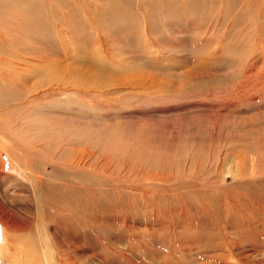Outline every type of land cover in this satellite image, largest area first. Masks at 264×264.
<instances>
[{"label":"rangeland","instance_id":"obj_1","mask_svg":"<svg viewBox=\"0 0 264 264\" xmlns=\"http://www.w3.org/2000/svg\"><path fill=\"white\" fill-rule=\"evenodd\" d=\"M32 1L40 12L35 25L25 23L13 42H9L10 31L6 32L4 39L10 46L6 50L5 45L2 52H21L37 65L41 57L50 58L46 81H42L46 86L35 87V92L50 93H37L34 99L43 111L50 112L51 131L46 127L42 133L34 119L26 130H13L23 122L19 108H12L15 102L32 107L30 95L17 90L18 96L0 100L1 116L5 117L0 126L7 133L13 130L27 151L49 164L46 171L52 174L51 181L69 185L74 176L73 183L83 187L78 212L86 220L79 231L76 264H264V0H48L44 11L37 0ZM2 7L0 23L2 30H8L12 18L5 15L15 14L18 2L4 0ZM88 55L89 60H80ZM71 58L78 60L77 66ZM39 70L36 66L34 73H41ZM36 78L30 84H37ZM23 86L18 84L17 89L23 91ZM55 112L69 116L55 122ZM72 115L80 117L78 124L70 120ZM208 118H221L224 128L219 134L207 132L203 121ZM25 119L27 124L31 122ZM89 121L95 125L92 133ZM141 125L150 126V131ZM53 130L59 133L60 142ZM90 138L97 164H102L106 154L110 164L107 173L98 171L93 179L95 194L88 198L85 185L91 183V175L72 174L75 169L69 165L68 155L77 147L86 148ZM44 142L48 149L42 148ZM52 149L59 159L50 153ZM34 165L38 167L36 161ZM139 168L155 179H137L135 170ZM4 170L10 171L9 165ZM51 184L46 187L49 193L44 191L46 198L42 192L34 195V207L44 199L58 205L60 195H69L68 190ZM90 205L94 226L88 223L85 211ZM36 227L32 234L49 254L45 248L53 250L51 242L39 221Z\"/></svg>","mask_w":264,"mask_h":264},{"label":"bare ground","instance_id":"obj_2","mask_svg":"<svg viewBox=\"0 0 264 264\" xmlns=\"http://www.w3.org/2000/svg\"><path fill=\"white\" fill-rule=\"evenodd\" d=\"M4 0H0V21H1V16L3 15V7H2V3ZM35 1V0H34ZM40 4L41 7H39L40 10L44 11L47 7H45L47 5L48 0H37ZM18 2V6L19 9H17L15 11V14L12 13L9 15H5L6 17H10L9 19L12 18L11 22H7L9 24V27H6L8 30H2V26L0 23V100H2L3 97L6 96H10V97H15L18 96L16 95V90L17 92L21 93V92H25L26 94L30 95V105L32 107L28 108V106L26 105H19L17 102H15V105L12 107L14 108V110H16L17 108H19L20 111V116L19 118L23 121L22 123H18L16 129L14 128L13 130H26L27 127L32 125V120L34 119L38 126L40 128V130L42 131V133H44V129H46V127H48V123L49 121H51L49 114L50 112L48 111H43V106L42 104H40L39 102H36L38 100L34 99V95L37 93H44L45 90H42L41 92L38 90V92H35V87L37 85V89L39 86H46L42 81L45 79L46 81V77H45V71H46V65H50L46 63V61H48V58L46 60V57H41L42 60H38L39 58L36 59V61L38 62L35 64H32V62L30 61V59H27L28 56L23 55L21 52H11V53H3V47L5 45L6 50L9 48L10 45H8V43L5 41L4 39V35L6 32L10 31L11 33V37L9 39V42H13L16 39L15 35H19V32L21 31L20 28L25 25V23L29 26L31 25H35V20L38 19V14L40 12L36 11V9L33 8V5H35L33 3L32 0H30L29 2L27 0H17ZM176 2V1H175ZM189 2V1H188ZM93 7V6H92ZM248 7V6H247ZM99 8V7H98ZM246 8V7H245ZM12 9V8H10ZM48 9V8H47ZM144 10V9H143ZM12 11V10H11ZM47 11V10H46ZM86 11V10H85ZM88 12V11H87ZM76 13V12H75ZM96 13V12H95ZM243 13V12H242ZM48 14V13H47ZM87 14V13H86ZM97 14V13H96ZM49 15V14H48ZM52 15V14H51ZM77 15V14H76ZM75 15V16H76ZM156 15V14H155ZM43 16V15H42ZM40 17V16H39ZM90 19L91 15L89 16ZM56 18V16H55ZM25 19H29V21L25 22ZM43 19V17H42ZM49 19V18H48ZM97 19V17H96ZM139 20V19H138ZM135 21V20H133ZM37 22V21H36ZM40 22V21H39ZM137 22V21H136ZM38 23V22H37ZM46 23V22H45ZM118 23V22H117ZM139 23V22H138ZM168 23V22H167ZM92 24V23H91ZM97 24V23H96ZM120 24V23H119ZM38 25V24H37ZM55 25V24H54ZM78 25V24H77ZM89 25V24H88ZM98 25V24H97ZM47 26H51L48 25ZM95 26V25H94ZM99 26V25H98ZM128 27V25H125V27ZM87 27V26H86ZM119 27V26H118ZM126 27V28H127ZM135 27V26H134ZM67 28V27H66ZM89 28V27H88ZM100 28V26H99ZM27 29V28H26ZM28 29L32 32L33 28L32 27H28ZM96 30L98 28H95ZM103 29V28H102ZM152 29V27H151ZM45 30V29H44ZM49 30V29H48ZM92 30V29H91ZM99 30V29H98ZM97 30V31H98ZM123 30H126L125 28ZM138 30V29H137ZM89 31V30H88ZM151 31V30H150ZM47 32V31H46ZM87 32V31H85ZM104 32V31H103ZM114 32V31H113ZM125 32V31H124ZM81 33V32H80ZM88 33V32H87ZM94 33V32H93ZM96 33V31H95ZM151 33V32H150ZM15 34V35H14ZM45 34V33H44ZM43 34V35H44ZM89 34V33H88ZM105 34V33H104ZM21 35V34H20ZM19 35V36H20ZM30 35V34H29ZM46 35V34H45ZM92 35V32H91ZM107 35V34H106ZM110 35V34H109ZM132 35V34H131ZM151 35V34H150ZM149 35V36H150ZM129 36V35H128ZM8 37V36H7ZM76 37V36H75ZM97 37V35H96ZM114 37V36H113ZM152 37V36H151ZM256 37V36H255ZM9 38V37H8ZM30 38V37H29ZM49 38V37H48ZM89 38V36H88ZM126 38V36H125ZM19 39V37H18ZM25 39V38H24ZM37 39V38H36ZM26 40V39H25ZM46 40V39H45ZM89 40H91L89 38ZM99 40V39H98ZM140 40V38H139ZM152 40V39H151ZM155 40V39H154ZM92 41V40H91ZM104 41V40H103ZM153 41V40H152ZM48 42V41H47ZM61 42V41H60ZM80 42V41H79ZM111 42V41H109ZM151 42V41H150ZM64 43V42H62ZM85 43V42H83ZM108 43V42H107ZM125 43V41H124ZM156 43V42H155ZM48 44V43H47ZM87 44V43H86ZM89 44V43H88ZM87 44V45H88ZM100 44V43H99ZM140 44V43H139ZM142 44V43H141ZM232 44V42H231ZM32 45V44H31ZM37 45V44H36ZM235 45V44H234ZM232 45V46H234ZM17 46V44H16ZM21 46V45H19ZM35 46V45H34ZM86 46V45H85ZM101 46V45H100ZM238 46V45H236ZM244 46V45H243ZM94 47V46H93ZM229 47V46H228ZM240 47V46H238ZM25 48V47H24ZM38 48V47H37ZM44 48V47H43ZM235 48V47H234ZM247 48V47H246ZM64 49H67L64 47ZM71 49V48H70ZM240 49V48H239ZM237 49V50H239ZM244 49V48H243ZM14 50V49H13ZM37 50V49H36ZM42 50V47H41ZM109 50H111L109 48ZM107 50V51H109ZM113 50V49H112ZM225 50V49H224ZM245 50V49H244ZM243 50V51H244ZM27 51V50H26ZM145 51V50H144ZM160 51V50H159ZM43 52H45V50H43ZM66 52V51H65ZM70 52V51H69ZM90 52V51H88ZM106 52V51H105ZM234 52V51H233ZM31 53V52H30ZM34 53V52H33ZM113 53V52H112ZM68 52H66L67 55ZM107 54V53H106ZM115 55H117V53H113ZM112 54V55H113ZM30 55V54H29ZM63 55V54H62ZM111 55V56H112ZM150 55H152L150 53ZM155 55V53H154ZM161 55V53H160ZM33 56V54H32ZM83 56V55H82ZM109 56V57H111ZM118 56V55H117ZM120 56V55H119ZM250 56V55H249ZM24 57V58H21ZM26 57V58H25ZM30 57V56H29ZM36 57V56H35ZM48 57V56H47ZM84 57V56H83ZM86 57V56H85ZM84 57V58H85ZM89 57V58H88ZM88 59H80V60H89L90 56L88 55ZM115 56H112V58H114ZM164 57V56H163ZM78 58V57H77ZM245 58V57H244ZM243 58V59H244ZM34 59V58H33ZM63 60V58H61ZM60 59V60H61ZM65 59V58H64ZM72 59V58H71ZM76 59V58H75ZM116 59V58H115ZM114 59V61H115ZM148 59V58H147ZM153 59V58H152ZM155 59V58H154ZM159 59V57H158ZM246 59V58H245ZM79 60V58H78ZM76 61V66H77V61ZM105 60V59H104ZM122 60V58H121ZM247 60V59H246ZM35 61V62H36ZM53 61V60H52ZM68 61V60H67ZM70 61V60H69ZM71 61H74V59H72ZM74 61V62H75ZM160 61V60H159ZM50 58H49V61ZM61 62H64L61 61ZM83 61H80V63ZM94 62V61H93ZM92 62V63H93ZM60 63V62H59ZM101 63V61H100ZM165 63V62H164ZM54 64V63H53ZM61 64V63H60ZM83 64V63H82ZM86 64V62H85ZM89 64V62L87 63ZM86 64V65H87ZM91 64V62H90ZM89 64V65H90ZM94 64V63H93ZM92 64V65H93ZM97 65V62L95 63ZM99 64V63H98ZM117 64V63H116ZM67 65V64H66ZM75 65V64H74ZM80 65V64H79ZM133 65V64H132ZM131 65V66H132ZM36 66L37 68H39L41 71V73H37L35 74L34 72L36 71ZM68 66L69 63H68ZM95 66V65H94ZM98 66V65H97ZM96 66V68H97ZM140 66V65H139ZM73 66H71L72 68ZM79 67V66H78ZM91 67V66H90ZM118 67V66H117ZM150 67V65H149ZM55 68H58V66ZM60 68V67H59ZM69 68V67H68ZM67 68V69H68ZM81 68V67H80ZM92 68V67H91ZM132 68V67H131ZM100 69V68H99ZM48 70V69H47ZM69 70V69H68ZM81 70V69H79ZM94 71V69H92ZM91 70V71H92ZM136 70V69H135ZM38 71V70H37ZM51 71V70H50ZM66 71V70H65ZM86 71V70H85ZM90 71V72H91ZM122 71V70H121ZM125 71H127L125 69ZM134 71V70H133ZM101 72V71H100ZM105 72V71H104ZM104 72H101L102 74ZM140 72V70H139ZM47 73V72H46ZM54 73V72H53ZM65 73V72H62ZM79 73V72H78ZM93 73V72H92ZM97 74L96 71H94V74ZM100 73V74H101ZM128 73V72H127ZM130 73V72H129ZM49 74V73H48ZM84 74V72H83ZM83 74H82V78H83ZM87 72H85V76L83 79H85V77ZM111 74V72H110ZM116 74V73H115ZM169 74V73H168ZM186 74V73H185ZM200 74V73H199ZM198 74V75H199ZM54 75V74H52ZM65 75V74H64ZM80 75V74H79ZM109 75V74H107ZM134 75V74H133ZM151 75V74H150ZM195 75V74H194ZM76 77L78 75H75ZM98 76V74H97ZM153 76V75H152ZM155 76V75H154ZM193 76V74H192ZM197 76V75H196ZM35 77L41 78L38 79V83L37 84H30L32 82V80L35 79ZM54 77V76H53ZM53 77H50L53 79ZM60 77V76H58ZM64 77V76H63ZM79 77V76H78ZM101 77V76H100ZM117 77V74H116ZM158 77V76H157ZM19 78V81H18ZM62 78V77H61ZM68 78V77H67ZM90 78V76H89ZM97 78V77H96ZM107 78V77H105ZM135 78V77H134ZM165 78V77H164ZM167 78V77H166ZM198 78V77H197ZM245 78V77H244ZM48 79V78H47ZM51 79V80H52ZM80 79V77H79ZM82 79V81H83ZM100 79V78H99ZM99 79L97 81H99ZM116 79V78H115ZM119 79V78H117ZM90 80V79H89ZM94 80V79H93ZM103 80V79H102ZM125 80V79H124ZM147 80V79H146ZM157 80V79H156ZM61 81V80H60ZM81 81V79H80ZM97 81L95 83H97ZM105 81V80H104ZM115 81V80H114ZM114 81L112 83H114ZM75 82V81H74ZM174 82V80H173ZM54 83V82H53ZM94 83V81H93ZM153 83V82H152ZM18 84H20L21 86H23V91L20 90L18 87ZM130 84V83H129ZM145 84V83H144ZM80 85V84H79ZM153 85V84H152ZM52 86V85H51ZM57 87V85H55ZM104 86V85H102ZM128 86V85H127ZM181 86V85H179ZM81 87V86H80ZM90 87V86H89ZM132 87V86H131ZM142 87V86H141ZM153 86H151L152 88ZM52 88V87H51ZM63 88V87H62ZM66 88V87H65ZM100 88V87H99ZM47 89V88H46ZM54 89V87H53ZM52 89V90H53ZM81 89V88H79ZM78 89V90H79ZM82 89H86V88H82ZM92 89V88H91ZM95 89V88H94ZM166 89V88H165ZM49 90V88H48ZM55 90V89H54ZM71 90V88H70ZM75 90V89H74ZM73 90V91H74ZM96 90V89H95ZM179 90H181L179 88ZM183 90V88H182ZM50 91V90H49ZM56 91V90H55ZM59 91V90H58ZM99 91V90H98ZM167 91V90H166ZM54 92V91H53ZM57 92V91H56ZM72 92V91H70ZM75 92V91H74ZM77 92V91H76ZM81 92V91H80ZM110 92V91H109ZM129 92V91H128ZM178 92V91H177ZM50 93V92H49ZM48 92H45L44 94H49ZM58 93V92H57ZM84 93V92H83ZM175 93V92H174ZM63 94V93H62ZM72 94V93H71ZM77 94V93H76ZM87 94V93H85ZM89 94V93H88ZM117 94V93H116ZM135 94V93H134ZM54 95V94H53ZM65 97V93L63 94ZM133 95V94H132ZM157 95V94H156ZM42 96V95H41ZM68 97L70 95H67ZM76 96V95H74ZM96 97V96H95ZM66 98V97H65ZM46 98H44L45 100ZM49 99V98H48ZM60 100V98H58ZM71 99V98H70ZM87 99V98H85ZM164 99V98H163ZM170 99V97H169ZM4 100V99H3ZM14 100V99H13ZM51 100V99H50ZM84 100V99H83ZM165 100V99H164ZM179 100V99H178ZM55 101V100H54ZM58 101V100H57ZM22 102V101H21ZM20 102V103H21ZM47 102V101H46ZM92 102V101H91ZM3 104V102H1ZM12 103V102H11ZM49 103V102H47ZM68 103V101H67ZM82 103V100H81ZM1 104V105H2ZM77 104V103H76ZM6 105V104H5ZM47 105V104H46ZM58 105V104H57ZM61 105V104H60ZM73 105V104H72ZM71 105V106H72ZM78 105V104H77ZM7 106V105H6ZM52 106V105H51ZM50 106V107H51ZM56 106V105H55ZM62 106V105H61ZM66 106V105H65ZM76 105H74L75 107ZM80 106V105H79ZM4 107V106H3ZM2 107V108H3ZM64 107V106H63ZM233 107V105H232ZM55 107H53L54 109ZM158 108V107H157ZM5 109V108H4ZM85 109V107H84ZM65 110V109H64ZM76 110V109H75ZM81 110V109H79ZM174 110V109H173ZM180 110V109H179ZM169 111V110H168ZM24 112V113H23ZM33 112L35 113V115L33 114ZM78 112V111H77ZM80 112V111H79ZM74 113V112H73ZM2 111H0V122H3L1 120H5V117L1 116ZM12 114V113H11ZM66 114V113H65ZM64 113L62 112H55L54 116L56 117V119H54L55 122H59L61 117H64V119L66 118ZM69 116V113H67ZM66 114V115H67ZM141 114V113H140ZM34 116H36V118H34ZM25 117L27 119H29L31 122H29L27 124V121L25 119ZM193 117V116H192ZM191 117V119H192ZM224 117V115H223ZM229 117V116H228ZM72 119H70L71 121H73L74 124H78L80 122V117L78 116H74L72 115L71 117ZM146 118V117H145ZM175 118V117H174ZM187 118V116H186ZM194 118V117H193ZM190 119V118H189ZM221 118H208L205 119L203 122L207 123V127L206 130L208 133H213L215 132L216 134H219V132L222 130V128H224V125L222 124V122H220ZM254 119V118H253ZM148 120V119H145ZM85 121V120H84ZM174 121V120H173ZM231 121V120H230ZM149 122V121H148ZM175 122V121H174ZM173 122V123H174ZM90 124L89 128H90V132L92 133L95 129V125H93L94 123H92V121L88 122ZM154 123V122H153ZM188 123V122H187ZM192 123V122H191ZM225 123V122H224ZM254 124L258 123V120H254L253 121ZM155 124V123H154ZM172 124V123H171ZM178 124V123H177ZM189 124V123H188ZM229 124V123H228ZM241 124V123H240ZM174 125V124H173ZM180 125V124H179ZM185 125V124H184ZM187 125V124H186ZM185 125V126H186ZM204 124H199L198 127L203 126ZM230 125V124H229ZM234 125V124H233ZM155 126V125H154ZM160 126L157 124V127ZM176 126V125H175ZM182 126V125H180ZM193 126V125H191ZM227 126V125H226ZM142 128L145 129H150L151 127L148 125H141ZM161 127V126H160ZM179 127V126H178ZM183 127V126H182ZM231 127V125H230ZM49 128V127H48ZM159 128V127H158ZM185 128V127H184ZM229 128V127H228ZM234 128V127H233ZM6 129V128H5ZM160 129V128H159ZM162 129V128H161ZM12 130L11 133H7L5 132V130H3L0 126V264H76V261H78V257H79V247H80V239L79 238V231L81 232V224H83L82 222H84L83 220H86V217L84 216V219L81 218L80 213L78 212L79 210V195H80V191L81 188L79 183L74 182L73 183V178L72 182L69 185L63 184L58 186L57 183H55V181H51L50 175L47 173L46 171V166H48L49 164L47 162H45L44 160H42L41 156H36V155H32L31 151H27L22 145H21V138L18 139L16 137V135H14V131ZM49 130L51 131V129L49 128ZM164 130V129H162ZM173 130V129H172ZM210 130V131H209ZM140 131V130H139ZM150 131V130H148ZM157 131V130H156ZM160 131V130H159ZM178 131V130H177ZM191 131V130H190ZM54 132V130H53ZM162 132V131H160ZM168 132V130H167ZM188 132V131H187ZM231 132V131H228ZM17 133V132H16ZM15 133V134H16ZM152 133V132H151ZM193 133V131H192ZM225 133V132H224ZM223 133V134H224ZM258 133V132H257ZM155 134V133H154ZM157 134V133H156ZM160 134V133H159ZM158 134V135H159ZM174 134H179L178 132H175ZM181 134V133H180ZM179 134V135H180ZM226 134V133H225ZM232 134V133H231ZM54 135L57 139L58 142H60V137H59V133L58 132H54ZM169 136L170 133L168 134ZM183 135V134H181ZM180 135V136H181ZM197 135V134H196ZM261 135V133H260ZM130 136V135H129ZM173 137V136H172ZM205 137V136H204ZM254 137V136H253ZM126 138V137H125ZM136 138V137H134ZM193 138V137H192ZM228 138V137H227ZM159 139V138H158ZM133 140V139H132ZM177 140H179L177 138ZM207 140V139H206ZM216 140V139H215ZM188 141V140H187ZM25 142V141H23ZM74 142V141H73ZM133 142V141H132ZM143 142V141H142ZM140 144V143H139ZM46 146L45 142L42 144V148H44ZM156 146V145H155ZM49 146H46V148L44 149H48ZM94 141L92 138H90L89 143L87 144L86 148H79L77 147V149H72L69 152L68 155V161H69V165L71 167H73L75 170L72 171V174L76 175L77 177H82V176H87V175H91L90 176V181L91 183L88 185H85L87 187L86 189V195L88 196V198H91L94 194H95V189H94V184L95 181H93V179L95 177H97L98 175V171H102L104 174L108 172L107 170V166L108 164H110V157L108 154L105 155L104 158H102V164L98 165L97 164V160H95V150H94ZM121 148V147H120ZM136 148V147H135ZM134 148V149H135ZM141 149V148H140ZM150 149V147H149ZM153 149V148H151ZM35 150V149H34ZM125 150V149H124ZM127 150V149H126ZM137 150V148H136ZM139 151V150H137ZM141 151V150H140ZM37 152V151H36ZM43 152V151H42ZM136 153V151H134ZM192 152V150H191ZM50 153L54 155V157L56 159H59V154L55 149L50 150ZM141 153V152H140ZM194 153V151H193ZM45 154V153H44ZM178 154V152H177ZM3 155H6V157H3ZM119 155H121V153H119ZM181 155V154H180ZM192 155V154H191ZM124 156V154H123ZM135 157V156H134ZM158 157V156H157ZM186 157V156H185ZM65 158V157H64ZM243 159V158H242ZM133 160V159H132ZM136 160V159H134ZM190 160V159H189ZM36 161V163L38 164V167L34 165V162ZM106 161H108V163H105ZM149 161V160H147ZM176 161V160H175ZM192 161V160H191ZM190 161V164H191ZM194 162V161H193ZM192 162V163H193ZM113 163V162H112ZM120 163V162H119ZM159 163V162H158ZM60 164V163H59ZM127 164V163H126ZM9 165L10 171H5L4 170V166ZM66 165V164H65ZM137 165V164H136ZM176 165V164H175ZM112 166V165H111ZM129 166V165H128ZM169 166V165H168ZM100 167V168H98ZM131 167V166H130ZM129 167V168H130ZM135 167V166H134ZM146 168V167H145ZM156 168V167H155ZM159 168V167H158ZM113 169V167H112ZM135 169V168H134ZM191 169V168H190ZM256 169V168H255ZM111 170V168H110ZM125 170V169H124ZM130 170V169H129ZM156 170V169H155ZM154 170V171H155ZM166 170V169H165ZM218 170V169H217ZM234 170V169H233ZM120 171V170H119ZM136 175H138L139 178L137 179H146L147 182H151L153 179L152 178V174H149L148 172L143 171L142 169H136ZM69 172V171H68ZM67 172V173H68ZM126 172V171H125ZM219 172V171H218ZM102 174V176L104 177V174ZM113 172H110V174ZM115 173V171H114ZM113 173V174H114ZM122 173V172H121ZM153 173V172H152ZM175 173V172H174ZM173 174V172H172ZM65 175V174H64ZM128 175V174H127ZM165 175V174H163ZM57 176V175H56ZM59 176V175H58ZM116 176V174L114 175ZM157 176V175H156ZM166 176V175H165ZM263 176V175H262ZM70 177V176H69ZM88 177V176H87ZM86 177V178H87ZM101 177V176H100ZM110 177V176H109ZM163 177V176H162ZM58 178V177H57ZM111 178V177H110ZM115 178V177H114ZM262 178V177H260ZM61 179V178H60ZM80 179V178H79ZM126 179V178H125ZM128 179V178H127ZM158 179V178H157ZM67 180V179H66ZM160 180V179H159ZM174 180V179H173ZM101 181V180H100ZM137 181V180H136ZM172 181V180H170ZM48 182L54 184V186H58L61 189L60 190H68V196H63L60 195L57 200L60 202L58 205L56 204H51L48 203L47 200L44 199V203H39L37 204V207L33 206V198L34 195L38 192H42L41 196L43 198L44 197V191L46 190L47 194L48 192V188H46L48 186ZM61 182V181H60ZM70 182V181H69ZM85 182H87L85 180ZM89 182V181H88ZM87 182V183H88ZM82 183V182H81ZM104 183V182H103ZM138 183V182H137ZM170 183V182H169ZM51 184V185H52ZM119 184V183H118ZM127 184V183H126ZM145 184V183H144ZM99 185V184H98ZM106 185V184H105ZM105 185H103L105 187ZM142 185V184H141ZM141 185L136 184V187H140ZM186 185V184H185ZM107 186V185H106ZM112 187L113 184H112ZM116 187V186H115ZM182 187V186H181ZM57 189V188H56ZM109 189V188H108ZM113 189V188H112ZM116 189V188H115ZM121 189V188H120ZM190 190V189H189ZM38 191V192H37ZM127 191V190H126ZM136 191H138V189H136ZM51 192V190H50ZM79 193V194H78ZM109 193V192H108ZM117 193H120L119 191H117ZM127 193V192H126ZM137 193V192H136ZM104 194V193H103ZM110 194V193H109ZM125 194V193H124ZM134 194V193H133ZM198 194V193H197ZM210 194V193H209ZM65 195V194H64ZM112 195V194H111ZM117 195V194H116ZM40 196V195H39ZM56 196V195H55ZM119 196V194L117 195ZM127 196V195H126ZM144 196V195H143ZM171 196V195H170ZM198 196V195H197ZM122 197V196H121ZM133 197V196H132ZM174 197V196H173ZM177 197V196H176ZM127 198V197H126ZM199 198V197H198ZM123 199V197H122ZM49 200V199H48ZM91 201V199H90ZM108 201V200H107ZM110 201V200H109ZM108 201V202H109ZM149 202V201H148ZM81 203V202H80ZM102 203V202H101ZM115 203V202H114ZM201 203V202H200ZM94 204V203H93ZM120 204V203H119ZM116 205V204H115ZM123 205V204H122ZM121 205V206H122ZM126 205V204H125ZM180 205V204H179ZM111 206V204H110ZM134 206V205H133ZM183 206V205H182ZM93 206H87V208L85 209L86 213H88L87 215V221L89 220L91 223L93 224V226L95 225L94 222V215L92 214V211H94ZM101 208V207H100ZM107 208V207H106ZM123 208V207H122ZM128 208V207H125ZM88 209V210H87ZM96 209V206L95 208ZM114 209V208H113ZM119 209V208H117ZM184 209V208H183ZM140 210V209H139ZM150 210V209H149ZM180 210V209H179ZM182 210V209H181ZM84 211V210H83ZM99 210H97L98 213ZM135 211V208H134ZM185 211V209H184ZM187 212V211H186ZM84 212V214H86ZM104 213V212H103ZM110 214V213H109ZM185 214V213H183ZM182 214V215H183ZM96 215V213H95ZM101 215V214H100ZM120 215V214H119ZM186 215V214H185ZM108 216V215H107ZM118 216V215H116ZM140 216V214H139ZM143 216V215H142ZM83 217V216H82ZM97 217V216H96ZM111 218V217H110ZM126 218V217H125ZM137 218V217H136ZM51 219V220H50ZM54 219V220H53ZM102 219V218H101ZM142 219V217H141ZM190 219V218H189ZM138 220V219H137ZM137 220L135 222H137ZM38 221L40 222V224H42V228L44 229V233L47 236V241L51 242V248L52 249H47L49 250L50 253L48 254L47 252H43L42 249V245L40 243H38V239H36L34 237V235L32 234V230L37 229L36 224H38ZM100 221V220H99ZM105 221V220H103ZM123 221V220H122ZM101 222V221H100ZM117 222V221H116ZM124 222V221H123ZM133 222V221H132ZM121 223V222H120ZM187 223V222H185ZM86 223H84L85 225ZM145 224V222H144ZM97 225V223H96ZM118 225V223H117ZM137 226H141L140 222L136 223ZM164 225V224H163ZM181 225V224H180ZM90 226V224H89ZM126 226V225H125ZM167 227V226H166ZM83 228V227H82ZM104 228V227H103ZM151 228V227H150ZM184 227H182L183 229ZM110 229V228H109ZM112 229V228H111ZM125 229V228H124ZM180 229V228H178ZM91 230V229H90ZM99 230V228H98ZM36 231V230H35ZM125 231V230H124ZM93 232V231H92ZM122 232V231H121ZM145 232V231H144ZM173 232V231H172ZM40 233V230H39ZM108 233V232H107ZM115 233V232H114ZM141 233V232H140ZM95 234V233H94ZM111 234V233H109ZM121 234V233H120ZM124 234V233H123ZM38 235V234H37ZM115 235V234H114ZM117 235V234H116ZM127 235V234H126ZM43 236V235H42ZM39 236H37L38 238ZM82 237V236H81ZM119 236H117L118 238ZM45 238V236H44ZM124 238V237H123ZM183 238V237H182ZM116 239V238H115ZM114 239V240H115ZM127 239V238H126ZM42 240V239H41ZM90 240V239H89ZM112 240V239H111ZM124 240V239H123ZM82 241V240H81ZM86 241V240H85ZM113 242V241H112ZM120 242V241H119ZM128 242V240H127ZM106 243V242H105ZM118 243V242H117ZM113 244V243H112ZM115 244V242H114ZM120 244V243H118ZM108 245V244H107ZM215 245V244H214ZM118 246V245H117ZM125 246V245H124ZM50 247V245L48 246ZM109 247V246H108ZM119 247V246H118ZM84 248V247H83ZM111 249V246L109 247ZM116 248V247H115ZM99 249V248H98ZM113 249V248H112ZM123 249V248H121ZM109 250V249H108ZM117 250V249H116ZM100 251V250H99ZM102 251V250H101ZM100 251V252H101ZM212 251V250H211ZM86 252V251H85ZM107 252V251H106ZM105 252V253H106ZM118 252V250L116 251ZM125 252V251H124ZM127 252V251H126ZM146 252V251H145ZM65 253L71 254L70 256H66ZM130 253V252H127ZM87 254V253H86ZM112 254V252H111ZM118 254V253H117ZM132 254V253H131ZM147 254V253H146ZM84 255V254H83ZM106 255H110V254H106ZM121 255V254H120ZM124 255V254H122ZM126 255V254H125ZM153 255V254H152ZM111 256V255H110ZM109 256V257H110ZM117 256V255H115ZM135 256V255H134ZM148 256V254H147ZM84 257V256H83ZM91 257V256H90ZM93 257V256H92ZM105 257V256H104ZM103 257V258H104ZM107 257V256H106ZM105 257V258H106ZM113 257V256H112ZM151 257V256H149ZM88 258V257H87ZM115 258V257H114ZM117 258V257H116ZM130 258V257H129ZM220 258V257H219ZM123 259V258H122ZM250 259V258H249ZM105 260V259H104ZM107 260V259H106ZM105 260V261H106ZM116 261V260H115ZM251 261V260H250ZM108 262V261H107ZM119 262V261H118ZM133 262V261H132ZM248 262V261H247ZM252 262V261H251ZM92 263V262H91ZM102 263V262H101ZM88 264V263H87ZM133 264H137V263H133Z\"/></svg>","mask_w":264,"mask_h":264}]
</instances>
